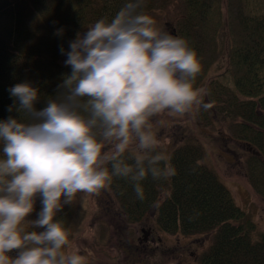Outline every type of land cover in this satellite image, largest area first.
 I'll return each instance as SVG.
<instances>
[{"label": "clouds", "instance_id": "9594fccd", "mask_svg": "<svg viewBox=\"0 0 264 264\" xmlns=\"http://www.w3.org/2000/svg\"><path fill=\"white\" fill-rule=\"evenodd\" d=\"M144 2L126 0L114 16L77 33L64 62L71 72L42 109L35 107L37 87H10L9 111L20 116L0 120V264H88L79 249H69L71 232L56 219L63 206L78 194L99 193L114 177L130 180L143 200L149 174L176 175L158 151L153 118L183 117L201 106V61L186 38L142 10ZM38 196L41 210L29 221Z\"/></svg>", "mask_w": 264, "mask_h": 264}, {"label": "trees", "instance_id": "16d2710c", "mask_svg": "<svg viewBox=\"0 0 264 264\" xmlns=\"http://www.w3.org/2000/svg\"><path fill=\"white\" fill-rule=\"evenodd\" d=\"M125 2L0 0V22L10 25L0 30V120L20 116L15 107L9 111L15 103L9 89L17 83L37 87L35 107H45L71 72L64 63L70 42L98 19L114 16ZM142 10L153 18L179 10L172 22L160 27L186 38L196 50L201 71L195 87L205 92L199 108L183 117L170 115V123L184 124L186 134L168 153L166 148L158 151L175 167V176L154 180L149 174L141 182L143 200L137 199L130 180L113 178L106 189L117 205V217L138 224L154 211L161 232L205 237L210 243L197 264H264V231L257 229L216 172L204 164L201 146L210 139L204 129L217 125L228 130L230 140L247 150L246 174L252 189L264 198V2L145 0ZM214 65L218 68L211 73ZM158 119L153 118V127ZM56 219L65 225L63 211Z\"/></svg>", "mask_w": 264, "mask_h": 264}, {"label": "rangeland", "instance_id": "374dc122", "mask_svg": "<svg viewBox=\"0 0 264 264\" xmlns=\"http://www.w3.org/2000/svg\"><path fill=\"white\" fill-rule=\"evenodd\" d=\"M179 10L176 12L179 13ZM177 13H164L154 19L162 26ZM9 27L8 22H0V30ZM217 66L212 67L211 73ZM170 117L168 113L161 114L153 127L162 149L166 148L167 153L171 145L186 134L184 124L170 123ZM204 131V135L210 138L201 145L204 148V164L216 172L235 203L257 224V229L264 231V198L252 189L251 178L246 174L247 150L233 143L229 131L217 125ZM113 201L111 193L103 189L99 193L78 194L75 202L65 204L60 211L64 212L65 227L71 232L69 249H79L88 264H197L203 249L210 243L200 235L183 237L161 232L154 221V211L147 220L128 224L117 217L118 209ZM41 207L38 196L34 211L26 219L35 220ZM29 230L39 232L42 228Z\"/></svg>", "mask_w": 264, "mask_h": 264}, {"label": "flooded vegetation", "instance_id": "af4514ba", "mask_svg": "<svg viewBox=\"0 0 264 264\" xmlns=\"http://www.w3.org/2000/svg\"><path fill=\"white\" fill-rule=\"evenodd\" d=\"M19 250H13L10 253H8L9 256L15 258L18 255Z\"/></svg>", "mask_w": 264, "mask_h": 264}]
</instances>
